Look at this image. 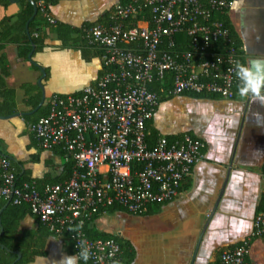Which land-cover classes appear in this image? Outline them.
<instances>
[{
  "label": "built area",
  "instance_id": "obj_1",
  "mask_svg": "<svg viewBox=\"0 0 264 264\" xmlns=\"http://www.w3.org/2000/svg\"><path fill=\"white\" fill-rule=\"evenodd\" d=\"M35 3L43 19L56 25L48 0ZM229 5L230 0H122L107 23L82 27L84 40L100 51V76L78 93L50 94L43 103L46 115L27 124L40 148H57L72 162L71 176L39 190L34 181L19 183L12 161L0 155V202L28 203L49 231L68 233L74 255L84 241L91 264H121L116 238H94L86 227L114 204L142 215L148 206L178 198L184 179L204 157V142L189 133L171 142L158 134L149 145L146 122L160 95L148 85L168 74L172 84L161 90L165 94L235 97L242 49L223 21L213 18ZM178 33L189 39L182 51L176 50ZM256 237H264V206L251 234L222 250L217 264H249L250 241Z\"/></svg>",
  "mask_w": 264,
  "mask_h": 264
},
{
  "label": "crops",
  "instance_id": "obj_2",
  "mask_svg": "<svg viewBox=\"0 0 264 264\" xmlns=\"http://www.w3.org/2000/svg\"><path fill=\"white\" fill-rule=\"evenodd\" d=\"M119 1L48 0L56 25L42 27L35 44L29 24L36 15L24 25L18 17L25 0H0V105L20 114L0 118V151L21 172L35 178L61 173L66 157L37 142L31 145L26 117L36 116L31 103L38 93L42 98V90L45 98L54 92L78 93L100 76V51L84 40L81 30L105 23ZM226 15L242 49V64L264 59V0H230ZM6 92H12V105ZM163 95L150 119L152 127L164 136L199 137L204 157L193 165L174 201L142 215L106 213L125 221L123 233L118 229L117 234L133 250L127 264H217L222 250L251 234L253 219L264 206V89L259 97L237 90L231 99ZM105 219L97 218L96 228L116 234L106 229L110 224H98ZM36 229L35 217L20 220L18 236L27 242L32 259L28 264H59L73 255L58 236ZM247 261L264 264V237L251 239Z\"/></svg>",
  "mask_w": 264,
  "mask_h": 264
},
{
  "label": "trees",
  "instance_id": "obj_3",
  "mask_svg": "<svg viewBox=\"0 0 264 264\" xmlns=\"http://www.w3.org/2000/svg\"><path fill=\"white\" fill-rule=\"evenodd\" d=\"M36 1V0H35ZM111 13V11L108 13L107 15V21L105 23H107L109 21V14ZM33 14V6L32 4L25 0L24 2V8L22 9V11H20L18 17L21 20V24L24 25V23L32 16ZM145 18L146 19H150V13L146 10L145 12ZM214 19L217 20H221L223 21V23L229 28L230 31V36L232 38V41L235 42V44L238 45V41H237V36L233 31V28L231 27V25L229 24L228 18L226 13H215L213 15ZM37 20V22H36ZM47 22L43 19V17L41 16L40 12L38 11L36 16L34 17V19L32 21H30L29 24V29H30V33L33 34V32H39V30L43 27H48L49 24H46ZM37 27V29H35ZM41 35L38 33L37 37H34L33 35L31 36L33 42L35 44L39 43L41 41ZM175 39V43H176V50L177 51H182L185 48L188 47L189 44V39L181 34L178 33L174 36ZM240 63H242L241 59L239 61ZM171 84H172V80H171V75L166 74L164 76V78L162 80H157V81H153L152 83H150L148 85L149 90L155 91L160 95V100H162L163 98V92L161 90L164 91H168L171 89ZM239 80H236L235 85H234V90L237 91L239 90ZM185 95H190V96H195V97H209V98H219L216 95H204V94H194V93H183ZM172 95L171 93H168V96ZM7 98L6 101L7 103H12V92H6L5 95ZM9 97L11 99H9ZM41 100V93H38L37 95H35V99L32 101L31 106L32 109H34L35 107H37V105L39 104ZM159 100V101H160ZM7 104H1L0 105V114H10L13 113L15 111L14 107H9L8 106H4ZM47 113V108L45 105L40 106V108L38 109V112L35 114L36 116H31V117H26L29 122H34L37 120V118H39L40 116L46 115ZM27 125V123H26ZM146 139L149 143V145L152 147L154 144V141L156 140V137L158 136V132L152 127V121L148 120L146 122ZM181 135H169L166 136V138L168 139V141H174L175 139H179ZM36 140L33 139L31 137V142L30 144L33 145L34 147H36ZM54 152H56L57 154L64 156L63 152L58 150L57 148H53L52 149ZM13 165L14 170L17 173V176L19 178L18 182H22V181H34L36 187L39 190H42L43 187L46 184H53V183H59V182H63L67 179H69V177L71 176V172H72V162L71 161H66V163L63 164V169L61 171V173L57 176L51 177L46 176V177H41V178H35V177H31L28 174V171L25 170L24 172H21L18 164L14 163L13 161L11 162ZM153 206H158V204L156 205H152V206H148L149 208H147L146 212H151L153 211ZM262 209V208H261ZM0 228H3V234L0 235V264H28V262L31 259L30 257V253L27 250V242H24L23 244L21 243V237L18 236V229H19V223L20 220L23 219L26 215H31L33 217H35L34 215L31 214V210L29 207V204L26 202H23L21 204H13L12 202L5 200L0 202ZM115 211H126L122 206L114 204L109 206L106 209L107 213H113ZM127 212V211H126ZM101 216V214L96 215L94 217V219H97ZM35 224L37 226L36 232L38 234H51V235H56L55 233H52L51 231H49L47 225H45L44 223H42L38 217H35ZM86 231L88 234H90L92 237L94 238H110V237H115L116 240L118 241V243L121 246V264H127L133 257V250L131 249V247L129 246V243L124 240L121 237L116 236L113 233H109L106 231H100L96 228L95 224H91L90 227L87 226L86 227ZM58 236V235H56ZM61 241H63L64 243V247L67 249V251L69 252V254H73L74 255V251H73V247H72V243L69 239V235L68 233H64L61 236H58ZM1 244L7 246L8 248H10L11 250H16V251H20L21 252V257L17 259V255L7 251L6 249H4ZM79 264H91L88 260L84 261L83 259L79 260Z\"/></svg>",
  "mask_w": 264,
  "mask_h": 264
},
{
  "label": "clouds",
  "instance_id": "obj_4",
  "mask_svg": "<svg viewBox=\"0 0 264 264\" xmlns=\"http://www.w3.org/2000/svg\"><path fill=\"white\" fill-rule=\"evenodd\" d=\"M236 77L238 78L239 92L241 95L249 93L259 97L262 89H264V59H251L248 63L242 64L236 62ZM89 249L85 246V242H80V250L75 255L64 256L59 264H79V260L87 261L89 259Z\"/></svg>",
  "mask_w": 264,
  "mask_h": 264
},
{
  "label": "water",
  "instance_id": "obj_5",
  "mask_svg": "<svg viewBox=\"0 0 264 264\" xmlns=\"http://www.w3.org/2000/svg\"><path fill=\"white\" fill-rule=\"evenodd\" d=\"M30 2H31V4H32V6H33V15H32V17L30 18V20L36 15V13H37V7H36V3H35V1L34 0H29ZM31 55V54H30ZM37 65V64H36ZM38 66V65H37ZM39 67V66H38ZM41 68V67H40ZM41 70V72L43 73V74H45V72H44V70L41 68L40 69ZM41 88H42V86H41ZM43 89V88H42ZM44 99H45V94H44V92H43V90H42V98H41V100H40V103L37 105V107L35 108V109H33V111H35V110H38V108L43 104V102H44ZM16 115H20L19 113H15V114H10V115H6V116H1L0 115V118L1 119H7V118H10V117H12V116H16ZM0 155H3L2 153H1V151H0ZM4 156V155H3ZM1 211V210H0ZM0 225H1V223H0ZM1 234H3V228L1 227L0 228V235ZM1 246L4 248V249H6L7 251H9V252H12V253H14V254H16L17 255V259L16 260H18L20 257H21V252L20 251H16V250H11L10 248H8L7 246H5V245H3V244H1Z\"/></svg>",
  "mask_w": 264,
  "mask_h": 264
},
{
  "label": "rangeland",
  "instance_id": "obj_6",
  "mask_svg": "<svg viewBox=\"0 0 264 264\" xmlns=\"http://www.w3.org/2000/svg\"><path fill=\"white\" fill-rule=\"evenodd\" d=\"M114 214L110 215V216H108L107 213L104 214L105 216L101 215L103 217H106L107 219L100 220L98 224L101 225V226L103 224L104 225L106 224V226H107V224H110L109 228L108 227L106 228L107 230H110V231H112L114 233H119V231L122 230L121 232L123 233V229L125 227V221H124V219L122 217H119L116 213H114ZM102 221H104V222L102 223ZM118 229H120V230H118Z\"/></svg>",
  "mask_w": 264,
  "mask_h": 264
}]
</instances>
